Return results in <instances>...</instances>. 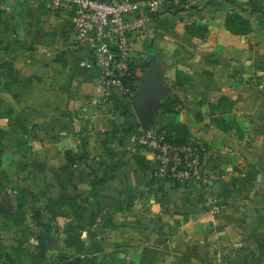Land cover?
Returning a JSON list of instances; mask_svg holds the SVG:
<instances>
[{
  "label": "crops",
  "instance_id": "obj_1",
  "mask_svg": "<svg viewBox=\"0 0 264 264\" xmlns=\"http://www.w3.org/2000/svg\"><path fill=\"white\" fill-rule=\"evenodd\" d=\"M261 7L170 0L133 37L138 78L155 58L179 103L159 125L207 151L205 183L178 188L154 182L147 154L113 137L120 103L97 107L94 42L78 38L74 15L51 12L46 0H11L0 18V155L31 161L45 199L81 207L91 264H264V189H237L264 168V25L253 13ZM232 15L248 22L247 34L228 31ZM191 24L205 33L186 36Z\"/></svg>",
  "mask_w": 264,
  "mask_h": 264
},
{
  "label": "built area",
  "instance_id": "obj_2",
  "mask_svg": "<svg viewBox=\"0 0 264 264\" xmlns=\"http://www.w3.org/2000/svg\"><path fill=\"white\" fill-rule=\"evenodd\" d=\"M11 0H0V18L11 11ZM170 0H46L51 12L72 13L78 38L91 35L94 42L93 61L98 69L97 84L103 96L99 109L107 108L117 97L120 104L130 102L137 85L132 80L133 37L149 15L166 8ZM133 18V19H131ZM137 18L139 20H137ZM115 139L147 154L152 179L158 184L178 188L199 187L205 183L206 148L195 140L176 143L156 127L125 133L118 129Z\"/></svg>",
  "mask_w": 264,
  "mask_h": 264
},
{
  "label": "rangeland",
  "instance_id": "obj_3",
  "mask_svg": "<svg viewBox=\"0 0 264 264\" xmlns=\"http://www.w3.org/2000/svg\"><path fill=\"white\" fill-rule=\"evenodd\" d=\"M259 10L253 13L258 24L264 25V7ZM115 106L116 120L122 124L118 129L124 130L127 127L122 122L134 119L133 112L130 105ZM249 177L243 183L237 180V189L242 184L254 185L253 174ZM43 197L31 161L0 155V264H90L89 251L73 240L82 222L74 205H62L66 208H58L52 218Z\"/></svg>",
  "mask_w": 264,
  "mask_h": 264
},
{
  "label": "water",
  "instance_id": "obj_4",
  "mask_svg": "<svg viewBox=\"0 0 264 264\" xmlns=\"http://www.w3.org/2000/svg\"><path fill=\"white\" fill-rule=\"evenodd\" d=\"M125 1L136 3L145 0ZM141 70L143 72L141 82L132 95L129 105L136 123L142 131H146L159 125L157 116L161 110L162 100L171 97L172 89L164 84V70L155 58L145 59ZM260 188L264 189V168L255 177L254 191L258 192ZM256 198L260 197L257 195Z\"/></svg>",
  "mask_w": 264,
  "mask_h": 264
},
{
  "label": "trees",
  "instance_id": "obj_5",
  "mask_svg": "<svg viewBox=\"0 0 264 264\" xmlns=\"http://www.w3.org/2000/svg\"><path fill=\"white\" fill-rule=\"evenodd\" d=\"M225 26L228 29V31H230L234 35H245V34H247L249 32L248 22L245 19L239 17L238 15L229 16L226 19ZM204 33H205V29L204 28L199 27V26H195L193 24L188 25V26L185 27V35L186 36L187 35H195V36L198 37L200 35H203ZM150 53H153V52L150 50ZM136 70H137V68L135 66H132V75L135 74ZM140 82H141V78H136L135 77L132 80V84L136 83V85H137L135 88H133L134 92L136 91V89H137L138 85L140 84ZM128 106H129V104H127V107ZM178 107H179V103H178L177 99L172 98V97H168V98L162 100L161 110H160L158 115H160V116L163 115L164 116L165 114L174 113V112L177 111L176 109H178ZM129 122H130L129 126L127 128H125L124 130H122L125 133L134 132V131H136L139 128V126L136 123L135 119L129 118ZM156 128L160 132L165 133L170 140H172V141H174L176 143H187V142H189L188 139H185L184 137L182 138L180 135H178V133L175 130L170 129L168 126L160 124ZM117 134H118V129L115 132H113V137H116ZM141 160H142L141 157H136L135 158V162H136V165H137L138 169L146 168L144 165H142V163H144V162H142ZM174 187H177V186L174 185ZM43 199H44V201L47 202L45 207L49 210V214L52 216V218L56 216L55 213L57 212L58 208H61V209L66 208V207H62V205H65V206L67 204H70L71 206L74 205V208L77 211V215L76 216L78 218H80L82 220V222L77 227V229L79 231V234H77V236L75 238H73V240L78 243V247L84 248V245L80 241V237H81V234L84 231L85 227L87 226V223L84 221V218L80 217V214L82 213L81 212V207L79 205H77L71 199H64V200H61V201H59V200L55 201V200H51V199H45V195H44ZM5 215H7V214H5ZM143 254H144V256L145 255L150 256V255H152L154 253L151 252V251L144 250Z\"/></svg>",
  "mask_w": 264,
  "mask_h": 264
}]
</instances>
